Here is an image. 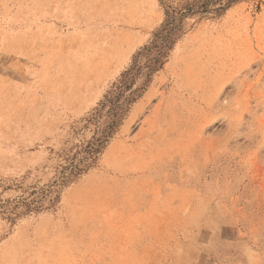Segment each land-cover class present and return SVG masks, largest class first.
Listing matches in <instances>:
<instances>
[{
    "label": "rangeland",
    "instance_id": "obj_1",
    "mask_svg": "<svg viewBox=\"0 0 264 264\" xmlns=\"http://www.w3.org/2000/svg\"><path fill=\"white\" fill-rule=\"evenodd\" d=\"M189 1L0 0V264H264V0Z\"/></svg>",
    "mask_w": 264,
    "mask_h": 264
},
{
    "label": "trees",
    "instance_id": "obj_2",
    "mask_svg": "<svg viewBox=\"0 0 264 264\" xmlns=\"http://www.w3.org/2000/svg\"><path fill=\"white\" fill-rule=\"evenodd\" d=\"M238 1L240 0H192L187 3L184 9L188 11V14L201 13L205 15H221L230 8L232 4ZM185 16L186 14L180 10L167 12V20L162 30L155 35L151 46L145 48V52L139 54L135 58L133 68L123 74L120 85L117 87L116 91L110 93L109 96L106 97L105 102L101 104V108L109 109L110 115L114 118L110 129L113 130V127L117 124L118 119L123 113L124 107L135 101L138 96L137 91H132L136 76L145 71L148 83L151 76L163 66L168 52L175 44L181 32L182 20ZM140 56L145 58L146 62L144 64L139 60ZM121 99L122 103L120 104L119 101ZM96 151L95 148L91 147L89 152L90 156L87 159H91V156H93ZM75 169H78V172H82L78 167H75Z\"/></svg>",
    "mask_w": 264,
    "mask_h": 264
}]
</instances>
